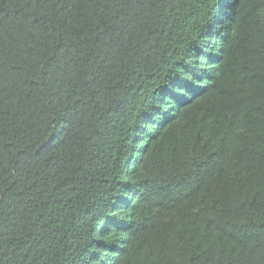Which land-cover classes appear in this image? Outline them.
<instances>
[{"label": "trees", "instance_id": "16d2710c", "mask_svg": "<svg viewBox=\"0 0 264 264\" xmlns=\"http://www.w3.org/2000/svg\"><path fill=\"white\" fill-rule=\"evenodd\" d=\"M0 264H264V0H0Z\"/></svg>", "mask_w": 264, "mask_h": 264}]
</instances>
